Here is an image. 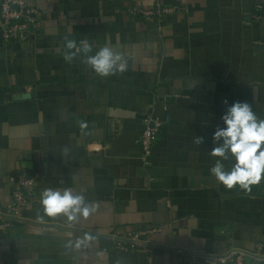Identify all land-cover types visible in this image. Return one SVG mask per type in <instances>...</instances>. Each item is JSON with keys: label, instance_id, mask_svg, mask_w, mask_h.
Instances as JSON below:
<instances>
[{"label": "crops", "instance_id": "crops-1", "mask_svg": "<svg viewBox=\"0 0 264 264\" xmlns=\"http://www.w3.org/2000/svg\"><path fill=\"white\" fill-rule=\"evenodd\" d=\"M25 1L37 23L27 38L4 41L0 24V210L24 163L34 186L0 232V264H209L260 245L264 255V178L229 190L209 171L225 100L264 119V0H160L177 9L160 22L142 16L157 0ZM66 37L92 54L114 48L126 70L102 77L83 56L66 62ZM147 117L159 131L145 157ZM46 188H70L95 211L46 217ZM154 227L138 249L107 238Z\"/></svg>", "mask_w": 264, "mask_h": 264}, {"label": "clouds", "instance_id": "clouds-1", "mask_svg": "<svg viewBox=\"0 0 264 264\" xmlns=\"http://www.w3.org/2000/svg\"><path fill=\"white\" fill-rule=\"evenodd\" d=\"M64 60L71 62L77 56L92 70L102 77L114 75L126 70V61L121 52L105 46L93 53V46L84 39L79 44L74 39L65 38ZM226 110L221 116L222 126L218 125L212 134L213 147L210 155L218 157L215 165L209 169L216 180L227 189L237 186L249 189L250 185L258 184L264 178V119L258 118L247 101L225 100ZM81 129L87 127L80 124ZM203 141L196 137L197 144ZM233 159L228 170L223 161ZM43 214L46 217L64 215L69 221L88 217L95 211V205L85 202L82 195L75 194L72 189L63 191L46 188L40 195ZM43 219V217H38ZM83 241L77 242L79 247Z\"/></svg>", "mask_w": 264, "mask_h": 264}, {"label": "built area", "instance_id": "built-area-1", "mask_svg": "<svg viewBox=\"0 0 264 264\" xmlns=\"http://www.w3.org/2000/svg\"><path fill=\"white\" fill-rule=\"evenodd\" d=\"M25 0H2L0 4V24L3 27V39L11 42L13 39H24L31 33L30 26L35 25L36 16L28 10ZM176 7L164 5L157 0L152 9L142 11V16L154 17L161 21L165 16L176 11ZM151 118L145 119V127L140 136V148L145 157L152 154L153 146L158 138V126L151 125ZM34 179L25 175L19 176L14 185L11 203L5 208L6 212L0 210V232H6L13 221L8 216H21L23 209L26 207L29 197L32 195ZM8 216H5V215ZM158 228L141 231H129L119 235L110 233L107 238L112 240L116 248L122 251L129 249H138L142 247L141 238L151 232L157 231ZM88 239L85 241L87 247ZM262 246L260 245L254 252L239 248H231L226 253L220 255H205V260L209 264H264V255L260 254Z\"/></svg>", "mask_w": 264, "mask_h": 264}, {"label": "water", "instance_id": "water-1", "mask_svg": "<svg viewBox=\"0 0 264 264\" xmlns=\"http://www.w3.org/2000/svg\"><path fill=\"white\" fill-rule=\"evenodd\" d=\"M30 30L32 31L33 30V25H31L30 26ZM27 159V158H26ZM27 160H30V159H27ZM24 165V167H26V169H27V171H26V176L27 177H31V176H29V173H30V170L33 168V163H32V165L31 164H23ZM3 212H6V209H3L2 210ZM5 215V214H4ZM5 216H8V215H5ZM8 218H10V219H17L18 217H12V216H8Z\"/></svg>", "mask_w": 264, "mask_h": 264}]
</instances>
